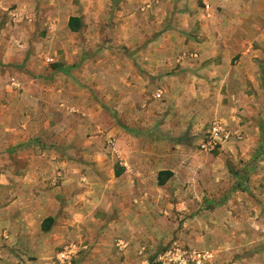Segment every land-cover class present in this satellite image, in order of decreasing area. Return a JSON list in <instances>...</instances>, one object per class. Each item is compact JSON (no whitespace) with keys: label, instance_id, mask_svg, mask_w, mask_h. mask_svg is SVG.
Instances as JSON below:
<instances>
[{"label":"crops","instance_id":"obj_1","mask_svg":"<svg viewBox=\"0 0 264 264\" xmlns=\"http://www.w3.org/2000/svg\"><path fill=\"white\" fill-rule=\"evenodd\" d=\"M122 3L126 5L121 16L130 21L128 31L130 26L136 27L134 18L141 16V10L149 20L156 16L160 34L136 59L124 55L120 61L91 62L97 68H119L115 78L126 92L121 105L113 94L106 104L86 106L79 97L84 82L78 74L71 75L76 66L61 72L63 77L51 76V80L24 74L8 82L9 96L21 107L31 101L35 108H30L39 116L38 112L29 113L21 124L0 120V264H58L57 260L70 264L61 260L63 252L57 253L56 247L69 240L71 228L76 241H81L84 227L92 228L89 264H140V259L145 263L138 228L144 227L147 219H160L163 205L166 214L173 209L171 199L178 195V182L204 177L175 174L169 167L178 161L180 131L191 129V122L177 118V113L174 116L172 108L192 98V71L204 74V61L225 57L224 63L216 61L213 67L223 69L220 78L228 82L232 52L239 46L251 52L256 43H263L264 0ZM71 18L75 17L68 18L66 26ZM105 72L110 77L111 70ZM197 81L202 85L201 79ZM152 90L157 93L153 95L155 103L149 105L143 98ZM162 100L165 102L158 103ZM141 104H145L143 109ZM9 106L1 111L11 116L15 105ZM96 107L100 113L110 111V122L94 121ZM85 113L92 118L83 120ZM147 116L152 121H145ZM146 163H166L168 168L147 174L150 166ZM163 171L171 174L163 176L160 185ZM199 186L192 184L190 192L186 191L187 204L193 201L191 196H206L205 188L196 192ZM242 206L217 207L224 215L219 225H234L239 230L247 223L257 227L252 214L244 220L228 216L232 211L238 214Z\"/></svg>","mask_w":264,"mask_h":264},{"label":"rangeland","instance_id":"obj_2","mask_svg":"<svg viewBox=\"0 0 264 264\" xmlns=\"http://www.w3.org/2000/svg\"><path fill=\"white\" fill-rule=\"evenodd\" d=\"M125 5L122 0H0V120L4 122L8 118V121L21 124L29 113L38 112L31 109L35 108L31 101L21 107L16 99L9 96L7 85L10 78H21L26 74L35 79L51 80V76L63 77L62 73L73 66L77 69L71 75H79L84 82L79 97L86 106L92 107L94 102L106 104L107 98L113 94L121 105L126 92L118 87L120 79L115 78L119 75V68H97L91 62L120 61L124 55L128 59H136L140 57L139 51L160 34L156 16L149 20V16H144L146 12L141 10V16L134 18L136 27L130 26L128 31L130 21L121 16L125 13ZM70 17L79 19L77 31L73 32L69 24L65 25ZM141 22L143 24H139ZM138 29L147 33L139 34ZM256 44L254 51L239 46L232 52V66L227 70L228 82L220 78L223 69L213 67L216 61L224 63L225 57L204 61V74L199 77L192 71L195 74L191 83L192 98L173 106L174 116L177 113V118L188 119L191 129L180 131V135L178 131L179 147L176 149L179 157L169 167L175 170V174H204V177L191 183L192 180L186 179L178 182V195L171 199L173 209L166 214L167 207L163 205L160 219H147L145 226L138 228L144 245L142 251L148 262L143 263L140 259V264H161L159 256L175 248L205 254L204 264H264V177H256V174H264V149L259 151V143L264 138V41ZM45 57L50 61L47 62ZM106 70H111L110 77H107ZM216 75L219 80H216ZM199 79L202 85L197 83ZM156 93L152 90L143 99L149 105L153 104ZM11 104L15 105L11 116L1 111ZM144 106L141 104V108ZM100 112L101 109L96 107L94 121L110 122V111L109 114L104 110ZM113 115L114 120H118ZM90 118L88 114L83 116V120ZM151 118L147 116L145 121H152ZM215 127L221 128L223 133L220 134L221 139L213 142ZM225 135H228L227 139ZM183 143L185 145L182 146ZM203 145L207 146L205 150ZM146 164L150 166L147 174L168 168L166 163ZM195 183L200 184L196 192L205 188L206 196H191L193 201L187 204V192ZM237 203L245 206L236 215L234 211L228 212V216L244 220L252 214L257 219V227L247 223L239 230L238 226L223 228L219 225L224 215L217 207ZM82 229L81 241H76L71 228L69 240L56 247L57 253L76 248L77 253L70 264L90 263L92 228ZM57 263L60 264L58 260Z\"/></svg>","mask_w":264,"mask_h":264},{"label":"built area","instance_id":"obj_3","mask_svg":"<svg viewBox=\"0 0 264 264\" xmlns=\"http://www.w3.org/2000/svg\"><path fill=\"white\" fill-rule=\"evenodd\" d=\"M45 60L50 61L48 57H45ZM223 133L221 128L215 127L212 131V141L215 142L217 138L221 139L220 134ZM228 138V135H225V139ZM211 144V143H209ZM206 145H203L202 148L205 150ZM77 250L75 247L66 249L61 254L62 261L71 262L73 257L76 255ZM207 256L196 251H189L184 248H175L174 250H169L164 254L160 255L158 260L161 264H204Z\"/></svg>","mask_w":264,"mask_h":264},{"label":"trees","instance_id":"obj_4","mask_svg":"<svg viewBox=\"0 0 264 264\" xmlns=\"http://www.w3.org/2000/svg\"><path fill=\"white\" fill-rule=\"evenodd\" d=\"M78 20H79V19H77V18H71V19H70L69 27H70V29H71L73 32H74V31H77V28L79 27V26H78ZM263 133H264V131H263ZM263 136H264V134H263ZM263 149H264V138H263V140H262V145H261L259 151L262 152ZM170 174H171V173H169V172H161V173L159 174V184H160V185H163L164 182H163L162 177L165 176V175H170ZM49 221H51V220H49Z\"/></svg>","mask_w":264,"mask_h":264}]
</instances>
